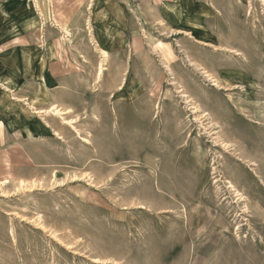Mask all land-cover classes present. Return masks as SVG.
Listing matches in <instances>:
<instances>
[{
	"label": "rangeland",
	"instance_id": "rangeland-1",
	"mask_svg": "<svg viewBox=\"0 0 264 264\" xmlns=\"http://www.w3.org/2000/svg\"><path fill=\"white\" fill-rule=\"evenodd\" d=\"M2 1L0 264H264V2Z\"/></svg>",
	"mask_w": 264,
	"mask_h": 264
},
{
	"label": "crops",
	"instance_id": "crops-1",
	"mask_svg": "<svg viewBox=\"0 0 264 264\" xmlns=\"http://www.w3.org/2000/svg\"><path fill=\"white\" fill-rule=\"evenodd\" d=\"M0 6H5V2H0ZM9 15L5 8L0 7V45L4 47H9L8 49H0V52L6 53V56L2 55L0 57V85L3 84L5 86H16V82L21 80H25V76L27 74L25 65L26 53L28 51L27 47L22 45H16L19 43H14V38H20L25 33V22L17 23L19 21H14L15 23L6 22V17ZM18 25V26H17ZM15 27V28H14ZM6 28H10L12 30L6 31ZM5 30V31H3ZM8 35V39H5V36ZM8 40V41H6ZM4 41L6 42L4 44ZM16 45V46H13ZM32 50H37L36 48L30 47ZM7 60V61H6ZM6 61V63H5ZM41 74V73H40ZM5 92L8 91L5 88ZM23 112H26L24 110ZM26 118V113L23 114Z\"/></svg>",
	"mask_w": 264,
	"mask_h": 264
},
{
	"label": "bare ground",
	"instance_id": "bare-ground-1",
	"mask_svg": "<svg viewBox=\"0 0 264 264\" xmlns=\"http://www.w3.org/2000/svg\"><path fill=\"white\" fill-rule=\"evenodd\" d=\"M262 2H264V0H262ZM210 4V3H209ZM19 39L20 38H15V40H17V41H19ZM202 44H205L206 46H207V44H208V42L206 41V42H204V43H202ZM210 46V45H209ZM50 47H51V45H50ZM220 47V46H219ZM209 48H211V47H209ZM218 49V48H217ZM216 49V50H217ZM214 50V49H213ZM221 50V49H220ZM99 51H101V53L100 54H102L103 53V55H106V52L104 51V50H102V49H100ZM53 53V52H52ZM51 52H50V54H52ZM108 56V55H107ZM102 57V56H101ZM104 58V57H103ZM102 58V59H103ZM105 59V58H104ZM107 61V60H106ZM190 64V63H189ZM193 64V63H192ZM191 65V64H190ZM198 65H199V63H198ZM197 65V66H198ZM166 66V65H165ZM195 66V65H194ZM199 67V66H198ZM204 67V66H203ZM202 66H201V69L203 68ZM101 68V67H100ZM198 69H200V68H198ZM102 70H100V73L99 74H101L102 72H101ZM202 72V71H201ZM207 72H209V71H207ZM98 74V75H99ZM212 74V73H211ZM203 75H204V73H203ZM202 75V76H203ZM208 75H209V73H208ZM207 75V76H208ZM206 77V76H205ZM207 78V77H206ZM215 78V77H214ZM209 79V78H208ZM212 80V79H211ZM217 80V79H216ZM207 81V80H206ZM215 81V80H214ZM216 82V81H215ZM217 82H218V80H217ZM214 83V82H213ZM219 83V82H218ZM218 83H215V84H213V85H215V87H217L216 85L218 84ZM221 87V86H220ZM184 95V94H183ZM186 95V94H185ZM182 96V95H181ZM189 97V96H188ZM187 99V98H186ZM70 111V110H69ZM34 112L35 113H38V112H47V113H49V112H51V114H53V115H55V114H60L61 112H64V111H62L60 108H59V106L58 105H54V104H52V106L49 108V109H47V110H34ZM67 112V111H66ZM65 123H67L66 121H64Z\"/></svg>",
	"mask_w": 264,
	"mask_h": 264
}]
</instances>
